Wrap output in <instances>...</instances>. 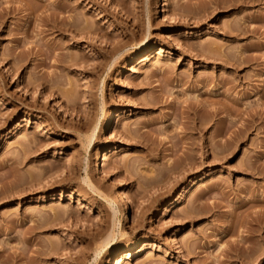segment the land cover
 Listing matches in <instances>:
<instances>
[{"label": "rangeland", "instance_id": "obj_1", "mask_svg": "<svg viewBox=\"0 0 264 264\" xmlns=\"http://www.w3.org/2000/svg\"><path fill=\"white\" fill-rule=\"evenodd\" d=\"M26 1L0 0V264H264V0H60L76 35Z\"/></svg>", "mask_w": 264, "mask_h": 264}, {"label": "bare ground", "instance_id": "obj_2", "mask_svg": "<svg viewBox=\"0 0 264 264\" xmlns=\"http://www.w3.org/2000/svg\"><path fill=\"white\" fill-rule=\"evenodd\" d=\"M32 1L33 2H31V1L29 2V0L26 1L23 10H28L29 14L33 15V18H35V19L37 17L39 18V20L46 19L47 24H48L47 30L60 32V33L69 32V33H73L74 35L77 34V30L81 26V21L78 18V12L76 11V5L67 4L65 2H61L60 0H57L56 2H52V3H46L45 0H32ZM47 10H49V13L42 15ZM69 12H72L73 14L72 15L69 14L68 16H65V15L61 16V14H65V13H69ZM146 55L147 54H143L141 56V58H140V59H142L141 61L147 59ZM194 115H195V112L193 111V115H191L192 117H187V118L194 119ZM192 124L193 125L191 127L190 135L193 134L194 132L199 133L200 134V136H199L200 141L198 143V147L200 149H204L207 146L206 141L202 138V136L205 133V129H202L203 128L202 126L196 127V125L194 123H192ZM106 159H107V156H106V154H104L102 160L101 161L99 160V163H97L95 165V172L99 171L100 163H101V168L105 166L104 162ZM117 196H118V198L116 200L115 207H118L119 211L121 212L122 219L124 221H127L126 212L124 211V208H123L124 201L122 200V198L120 197L119 194ZM112 210H113L112 211V219H114L117 217L118 211H116L115 208ZM253 233L255 234V231ZM249 238L252 239L253 237L250 236ZM249 241L252 242L251 240H249ZM107 242L109 243V240ZM107 242H105V243L107 244ZM252 243H254V242H252ZM251 253H250V255H252ZM120 255H121V258H123L124 260L129 259V257H130L129 252H126V253L120 254ZM10 262H11V264H13V261H10ZM111 263L112 262L110 259L108 264H111Z\"/></svg>", "mask_w": 264, "mask_h": 264}]
</instances>
